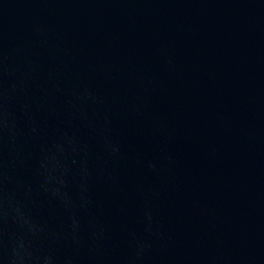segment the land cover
<instances>
[{
  "label": "water",
  "instance_id": "obj_1",
  "mask_svg": "<svg viewBox=\"0 0 264 264\" xmlns=\"http://www.w3.org/2000/svg\"><path fill=\"white\" fill-rule=\"evenodd\" d=\"M0 264H264V0H0Z\"/></svg>",
  "mask_w": 264,
  "mask_h": 264
}]
</instances>
